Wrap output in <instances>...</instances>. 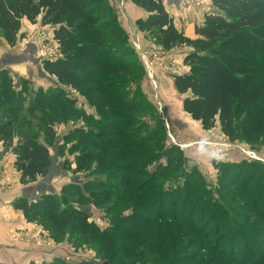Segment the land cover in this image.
Masks as SVG:
<instances>
[{"label": "trees", "instance_id": "16d2710c", "mask_svg": "<svg viewBox=\"0 0 264 264\" xmlns=\"http://www.w3.org/2000/svg\"><path fill=\"white\" fill-rule=\"evenodd\" d=\"M130 1L149 13L146 18L136 21L141 32L155 37L165 50L189 48L184 57L189 71L173 75L175 89L185 95L183 110L193 120L200 122L204 130L219 126L232 141L240 138L253 147L255 144L264 147V0H211L213 9L205 14L202 24L195 27L196 38L188 37L176 26L164 0ZM24 21L31 24L41 22L53 29L58 55L54 59H43V69L58 81L60 87L75 91L96 109L99 118L87 116L89 119L100 123V119L110 115L115 107L119 111L126 97L119 94L125 80L120 82L118 77L132 72V66L125 67V57L119 60V51L124 54L130 49L129 38L109 0H0V31L10 45L16 44ZM18 88L10 71L0 69V108H5L6 113L0 121V155L7 152L14 154V167L20 175L19 181L22 185H29L50 174L54 160L49 146L56 145L57 137L51 127L46 131V143L38 136L28 134L20 124L21 115L28 111L31 104L44 108L60 104L64 107L63 114L67 111L66 105L74 107L75 104L63 95L62 87L53 89L57 90L58 99L40 90L36 92L32 103L27 101L28 87L25 82ZM137 108L134 105L133 111H137ZM134 119L119 120L118 124L127 127ZM139 126L142 127V124ZM134 132L125 134L118 131V135H115L110 130L74 129L65 136V140L71 142L70 151L75 154L74 160L66 159L64 166L74 174L95 177L84 183H68L62 187L60 194L49 190L33 197L21 196L15 199L14 209L22 212L27 222L40 223L56 243L76 234L79 235L77 239L83 243L112 248L113 242L117 240L115 225L101 229L90 220V212L86 208L92 205L103 206L106 197L115 188L105 179L113 173V164L116 166V163H122L129 155L132 156L131 159L135 161H130L131 164L123 171L132 172V176L138 177L144 171L143 166L166 155L167 164H160L154 170V173L159 172L162 177H166L177 170L175 165L179 166L183 156L177 146L166 149L164 145L156 147L148 155L130 154L128 151H132L131 145H137L144 152L149 151L151 148L145 143L155 131L126 143L124 136L128 138ZM104 136L113 138L103 141ZM91 140L96 142L92 143ZM97 141L99 147L96 146ZM138 166H141L140 169H135ZM223 168L224 173L228 174L246 172L242 180L245 188L252 177L258 174L259 183H253L252 187L263 190L264 183L261 182L264 167L255 163H239L225 165ZM153 179L150 177L144 184H139L135 192L142 193ZM132 180L128 183L129 193L119 198L113 210L123 208L125 204L122 202L129 200L126 195L132 193ZM203 181L199 171L193 168L183 185L175 189L155 187L147 199L144 194L135 198L132 213L135 218L138 219L139 211L149 212L152 207L158 210L155 219L161 224L156 235L163 240L164 245L160 240L157 241L158 247L154 250L156 259H162L166 253L179 254L183 251L173 245L170 247L176 241L172 235L183 233V229L189 231V236L193 237L192 242L202 239L204 235L209 236L205 231L207 223L203 220L212 202L208 199L202 201L201 197L206 193ZM195 193L201 197L192 205L193 214L186 215V204L192 202ZM180 203L185 204V208L180 207ZM230 210L225 209L224 205V208L214 210L211 213L213 218L207 221H213L219 211L220 217L226 220L223 223L219 221L218 229L225 227L221 232L225 236L235 234V226H238L236 222H230ZM195 212L201 213L202 222L194 218ZM127 219L113 218L112 221L125 224ZM176 222L180 223L173 234V226L170 228V225ZM148 223L149 226L155 224L152 219H148ZM151 229L147 228L144 240H149ZM219 244L220 240L216 238L210 247L215 259L246 264L241 258L232 255L231 251L220 249ZM202 245L205 244H199ZM145 246L146 252L149 246ZM163 248L167 249L166 253H163ZM113 255V252L104 250L102 260L115 264ZM168 260V264L180 263ZM258 262L264 264L263 250Z\"/></svg>", "mask_w": 264, "mask_h": 264}, {"label": "rangeland", "instance_id": "374dc122", "mask_svg": "<svg viewBox=\"0 0 264 264\" xmlns=\"http://www.w3.org/2000/svg\"><path fill=\"white\" fill-rule=\"evenodd\" d=\"M175 1L178 4H175ZM109 2L118 14L119 21L129 38V51L124 54L119 51L118 54L119 60L125 57L123 63L125 67L132 66V72L118 77L120 82L125 80L124 85L119 89L121 90L119 94L126 97L125 102L120 104L119 111L115 107L110 115L100 119V123L87 117L98 119L99 115L96 109L86 101L81 102L85 100L84 97L71 93L69 88L63 86H61L63 95L67 99L73 100L75 104L74 107L71 104L66 105L65 114H63L64 107L60 104L46 108L31 104L28 111L21 115L20 124L25 132L38 136L45 143L47 128H53L54 135L57 137L56 145L49 146L54 160L53 166L47 177L24 186L17 184L14 170V172H4L0 166V197L9 193L13 195V188L15 189L17 185L20 187L19 193L21 194L23 190L40 185L46 180H50L49 186L54 190H59L57 194H60L62 187L68 183L74 181L84 183L95 177L94 175L85 177L82 173L74 174L72 170H67L64 166L65 160H74L75 155L71 153V142H67L65 136L76 128H83L85 131L91 128L101 132L110 130L115 135H118V131H123L125 134L135 131L128 138L124 136L126 143L129 140L150 135L155 131L145 143L149 149L151 148L149 151L144 152L137 145H131L132 151L128 152L146 155L150 151L149 154L154 152V149L160 145H164L166 149L177 146L182 152V160L179 166L175 165L177 170L166 177H162L159 172L154 173L157 166L167 164L166 155H161L157 161L143 166L144 171L138 177L132 176V172L123 171L128 164H131L130 161H135L131 159L132 156L129 155L127 159L121 161L122 163H116V166L113 164V173L104 177L111 183V187L115 188L106 197L103 206L92 205L86 208L90 212V220L101 229L105 230L115 225L117 240L113 242V246L111 245L112 248L102 244L83 243L77 239L79 235L76 234L68 236L61 243H56L40 223H29L26 219L22 220L21 218L18 219V222L21 225L24 223L23 226L16 223L14 229L7 235L9 244L36 251L43 259L37 263L31 262L35 264H102L104 250L113 252V263L115 264H168V259L177 260L180 262L179 264H237L235 261L215 259L210 247L217 238L220 240V249L231 251L232 255L241 258L246 264H262L258 261L262 250L264 251V184H262L263 190L252 187L253 183H259L257 174L252 177L245 188L242 180L245 179L246 172L241 174V172L235 171L228 174L224 173L223 167L239 163H255L257 166L264 167V147L259 144H255L253 147L240 138L232 141L220 130L219 126L211 130H204L200 122L193 120L183 110L182 102L185 95L180 94L173 83V75L189 71V66L184 61L189 48L163 49L155 37L145 35L136 24L129 26L131 18L126 15L130 13L127 0H109ZM164 2L168 7L169 2L173 3L171 12L182 15V18L189 23L204 19L205 14L213 9L211 0H164ZM184 25L186 26V23ZM52 33L53 29L50 26H44L41 22L31 24L25 21L17 36L16 44L10 45L0 31V69L5 68L10 71L17 88L22 87L25 82L28 87L26 98L30 103L33 102L37 91L42 90L48 95H52L54 99H58V92L53 89H62L58 81L47 74L42 66L43 59H54L58 55ZM134 105L138 106L137 111H133ZM117 113L122 116H118ZM5 114V108H0V121ZM129 118L135 119L127 127L118 124L119 120ZM140 123L142 127L139 126ZM109 138H113V136L102 137L103 141L109 140ZM91 141L92 143L96 142L95 140ZM97 144L96 146L99 147V142ZM139 167L141 166L135 167V169L139 170ZM193 168H196L202 175L203 188L206 193L202 194L203 197L199 193L194 194L192 202L186 204V215L192 213V205L197 201V198L201 197L202 201L211 200V209L204 220L200 219L201 213L195 212L194 214L196 215L195 219L207 223L205 231L209 236L205 237L204 235L202 239L192 242L193 237L189 236V231L183 229V233L172 235L176 241L170 245V247L173 245L176 248H181L183 251L179 254H167V249L163 248L162 251L166 255L162 259H156L154 250L158 247L157 243L160 242L164 245L163 240L157 238L156 235V231L160 227L159 224H161L155 219L158 210L152 207L149 212L141 213L139 211L137 219L132 215L134 212L133 202L140 194L146 195L147 199L155 187L157 189H175L179 185H183ZM150 177L155 180L153 179L154 181L148 184L147 189L142 193L135 192L134 189L140 187ZM131 179H133L130 187L132 193L126 195L129 200L122 202L125 204L123 208L113 210L112 207L119 198L126 192L129 193L127 190ZM263 180L264 177L261 183H264ZM43 193H46V190H42L40 194ZM7 197L10 199L11 196ZM178 205L185 208L183 203ZM224 205L225 209L232 210L229 213L230 222H236L238 225L235 226V234L231 233L229 236L221 234L225 227L218 229L219 221L221 220L223 223L226 220L220 217L219 211L215 214L213 221L207 222L212 217L211 213L221 207L224 208ZM74 206L76 205L74 204ZM113 218H128L130 220H125V224H119L114 223ZM148 219L154 220L155 224L149 226ZM178 223L180 222L170 225V228L173 226V234L179 227ZM0 226L4 227L1 222ZM224 226H226L225 223ZM151 227L149 240H144L147 228ZM199 244L205 245L199 246ZM145 245L150 248L146 252ZM48 254H52L49 261Z\"/></svg>", "mask_w": 264, "mask_h": 264}, {"label": "crops", "instance_id": "0c3cea01", "mask_svg": "<svg viewBox=\"0 0 264 264\" xmlns=\"http://www.w3.org/2000/svg\"><path fill=\"white\" fill-rule=\"evenodd\" d=\"M126 3L129 4V6H130V8H129L130 13L126 14L131 18L129 26L130 25L135 26L136 21L138 19L146 18L149 15V13L146 10L135 5L130 0H127ZM169 4L170 5L168 7L165 3L168 12L175 19L176 26L178 28L182 29L188 37L196 38L195 27L197 25L202 24L201 22H203L202 20H204V19L196 21V22L194 21L191 23L186 22L185 19L182 18L183 17L182 15L173 14L171 12V6H173L172 5L173 3L169 2ZM175 4H178V2L175 1ZM174 6H176V5H174ZM193 14H195V13H193ZM184 23H186V26L184 25ZM125 27H126V25H125ZM138 33L139 32L137 31V34ZM52 35H53V33H52ZM53 43H55L54 40H53ZM70 92L75 93L72 91H70ZM79 101H81V100H79ZM81 102H85V100H82ZM1 151H2V144L0 143V152ZM14 161H15V156L11 152L3 153L2 155H0L1 169H4V172L5 171L10 172V171L14 170L15 174H16L15 175L16 180L18 181L17 184H21V183H19L20 182L19 181L20 175L14 167ZM41 183L42 184H40V185L31 186L27 190H23V193H21V194L19 193L20 187H19V185H17L15 189L13 188V191H12L13 195L9 193L6 196L0 197V222L4 226V227L0 226V264H28L31 262L37 263L38 261L43 259V258H41V256H39L37 254L36 251L29 250L28 248H24V247L13 246L12 244H9V242L7 240V235L11 232L12 229H14L13 227L15 226V224L18 223L19 225H21L18 222V219L19 218H21L22 220L25 219L22 212L16 211L14 209L13 203H14L15 199H17L21 196H27V197L36 196V195H39L42 190H46V192H48L49 190H52L54 193L59 192V190H54L52 187L49 186L50 180H48V181L46 180L45 182H41ZM17 187H19V188H17ZM15 194H16V196L14 197ZM8 195L11 196L10 199H8V197H7ZM17 214H19V216H17ZM18 224H17V226H19ZM23 224L21 226H23ZM7 231H9V232H7ZM51 257H52V254H48V256H47L48 261Z\"/></svg>", "mask_w": 264, "mask_h": 264}, {"label": "water", "instance_id": "95a60500", "mask_svg": "<svg viewBox=\"0 0 264 264\" xmlns=\"http://www.w3.org/2000/svg\"><path fill=\"white\" fill-rule=\"evenodd\" d=\"M102 264H110L109 262H103Z\"/></svg>", "mask_w": 264, "mask_h": 264}]
</instances>
